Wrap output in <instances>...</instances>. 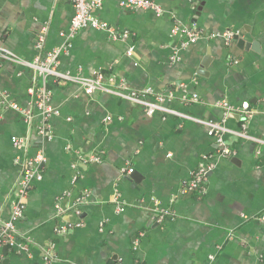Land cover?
I'll use <instances>...</instances> for the list:
<instances>
[{"label": "crops", "instance_id": "crops-1", "mask_svg": "<svg viewBox=\"0 0 264 264\" xmlns=\"http://www.w3.org/2000/svg\"><path fill=\"white\" fill-rule=\"evenodd\" d=\"M120 1L104 0L94 11L129 31L112 40L90 27L68 39L71 0H0V46L32 59L68 44L61 71H101L134 89L150 86L178 113L147 115L142 106L112 94L89 95L75 83L49 78L50 104L58 113L49 117L46 138L38 132L42 114L28 91L34 72L0 59V97L24 110L0 102L1 220L9 217L22 158L37 151L46 157L42 179L33 183L16 224L15 244H0V264H46L40 247L49 244L56 257L49 264H204L210 256L212 264H264V0H159L160 14L124 8ZM174 24L195 25L205 34L176 60ZM224 30L239 33L229 44L208 37ZM192 94L198 101H186ZM218 101L251 106L255 113L245 131L253 138L238 135L242 120L236 113L225 116ZM197 120L221 122L232 153L217 154L215 138ZM12 137L23 144L16 146ZM77 152L101 160L80 166L74 184L70 164ZM204 155L213 164L204 192L182 194ZM127 168L132 173L122 172ZM160 209L171 215L157 224L151 217ZM64 223L74 226L56 234L54 228ZM23 237L34 245L20 250Z\"/></svg>", "mask_w": 264, "mask_h": 264}, {"label": "built area", "instance_id": "built-area-1", "mask_svg": "<svg viewBox=\"0 0 264 264\" xmlns=\"http://www.w3.org/2000/svg\"><path fill=\"white\" fill-rule=\"evenodd\" d=\"M159 0H121L120 5L129 9H144L152 10L157 14H160V8L157 4ZM104 0H71L73 14L70 19L69 27L67 30V38H73L79 30L83 28H93L105 30L108 36L112 40L124 39L129 36L128 30H118L115 27L109 25L106 21L100 20L94 15V11L99 8ZM238 30H224L222 32H213L208 34L209 38L222 39L226 43H231L238 35ZM170 35L177 38L176 45L173 46L174 55L172 60L177 59V54L188 45L196 42L199 38L205 34L199 27L195 25H180L174 24L170 30ZM44 30L38 35L36 48L41 50L44 45ZM68 44H63L58 47H54L47 51L44 55L40 52L36 54L32 59L22 58L15 53L0 46V59L9 61L15 64H19L31 69L34 72V81L29 87V93L33 96V101L36 107L42 114L41 122L38 126V132L40 135L49 138L51 136V130L49 126V117L53 114H57L58 110L54 109L50 104L51 91L47 87L49 78L53 82L66 84L75 83L86 94H93L96 91H102L116 96L117 98L127 100L133 104H137L143 107L144 112L147 115H151L156 111L163 113L178 114L173 109L168 108L165 105L166 98L161 94H154L150 86L143 89L132 88L127 81L120 77H115L110 74L104 75L101 71L94 72L90 76H81L80 74H72L68 71H61L59 69L60 56L65 52ZM131 51L127 52L131 55ZM148 96H153L152 100H148ZM199 97L197 94H192L186 101L196 102ZM0 102L7 107H10L19 112L24 110L13 101H8L5 94H1ZM217 108L224 111L225 116L229 113H236L241 122V131L238 135L246 138H253L246 133V119L254 115L255 111L247 102L241 103L239 106L234 107L227 101H218L215 103ZM28 112H26L27 114ZM28 115V114H27ZM190 118L189 116H186ZM69 119V118H68ZM110 119V117H107ZM199 123L207 127L208 135L215 138L217 144V154L221 156H228L232 153L230 147L226 145L223 139V134L226 131L225 127L218 121L210 120H197ZM259 141L258 139H255ZM11 141L17 146L23 144V140L16 137H12ZM101 157L95 153H80L75 154L70 166L73 170L71 182L76 183L80 175V166H85L90 163L98 162ZM46 162V157L43 152L37 151L35 154L27 155L22 158V168L20 175L13 187L12 198L10 202V213L7 220L0 219V244L14 245L18 234L16 231V224L24 216L26 209V198L29 191L36 181L42 179V168ZM213 169V164L209 160V156L204 155L202 157V163H200L192 172L189 181L184 184L182 194L197 193L202 194L205 190V183L207 180V174ZM133 168H127L122 170L125 174L132 173ZM87 192L80 195L77 198V203L81 204L86 199ZM78 214V209L75 210ZM171 215V211L168 209H160L152 214L151 220L157 224L162 223L168 216ZM78 225V224H77ZM74 225L72 223H64L60 226H56L54 231L56 234L64 235ZM34 245L33 240L30 237H23V243H19L18 248L20 250H27L29 245ZM43 260L46 264H49L56 257L53 251L52 244L47 246H41ZM214 257L210 256L209 260L204 264H212Z\"/></svg>", "mask_w": 264, "mask_h": 264}, {"label": "water", "instance_id": "water-1", "mask_svg": "<svg viewBox=\"0 0 264 264\" xmlns=\"http://www.w3.org/2000/svg\"><path fill=\"white\" fill-rule=\"evenodd\" d=\"M238 42H242V41H238ZM243 42H244V40H243ZM244 44H245V42H244ZM245 46H247V43L245 44ZM236 116H238V115L236 114Z\"/></svg>", "mask_w": 264, "mask_h": 264}]
</instances>
